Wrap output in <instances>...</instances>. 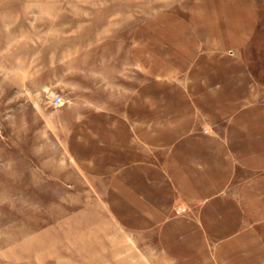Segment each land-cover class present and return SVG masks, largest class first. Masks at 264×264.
Segmentation results:
<instances>
[{
    "label": "crops",
    "instance_id": "obj_1",
    "mask_svg": "<svg viewBox=\"0 0 264 264\" xmlns=\"http://www.w3.org/2000/svg\"><path fill=\"white\" fill-rule=\"evenodd\" d=\"M204 1L149 28L146 78L96 110L123 127L70 145L114 166L111 212L146 232L147 264H264V29L245 2Z\"/></svg>",
    "mask_w": 264,
    "mask_h": 264
},
{
    "label": "rangeland",
    "instance_id": "obj_2",
    "mask_svg": "<svg viewBox=\"0 0 264 264\" xmlns=\"http://www.w3.org/2000/svg\"><path fill=\"white\" fill-rule=\"evenodd\" d=\"M240 2L264 29V0ZM204 3L0 0V264H147L146 232L111 212L114 166L70 142L123 127L95 112L146 78L149 28L188 25Z\"/></svg>",
    "mask_w": 264,
    "mask_h": 264
},
{
    "label": "built area",
    "instance_id": "obj_3",
    "mask_svg": "<svg viewBox=\"0 0 264 264\" xmlns=\"http://www.w3.org/2000/svg\"><path fill=\"white\" fill-rule=\"evenodd\" d=\"M60 101V97L58 96L57 98H56V102H59Z\"/></svg>",
    "mask_w": 264,
    "mask_h": 264
}]
</instances>
